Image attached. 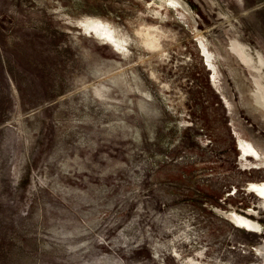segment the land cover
Masks as SVG:
<instances>
[{"label":"rangeland","instance_id":"1","mask_svg":"<svg viewBox=\"0 0 264 264\" xmlns=\"http://www.w3.org/2000/svg\"><path fill=\"white\" fill-rule=\"evenodd\" d=\"M240 148L264 0H0V264H264Z\"/></svg>","mask_w":264,"mask_h":264},{"label":"bare ground","instance_id":"2","mask_svg":"<svg viewBox=\"0 0 264 264\" xmlns=\"http://www.w3.org/2000/svg\"><path fill=\"white\" fill-rule=\"evenodd\" d=\"M164 6L165 7H170L167 4H164ZM195 31H197V30H195ZM197 34H199V33H197ZM199 41H200V45H201L203 54L206 56L207 64L214 71V73H216L218 67H217L216 63L212 60L214 58V53L211 52L210 48L207 46V44L204 42V40H202V37L199 38ZM247 57L251 58V61L254 64L256 63L255 66L257 67V69H261V67L259 65V61H254L252 59V57L249 56V55H247ZM216 76L217 75H213L214 79H216ZM240 151L242 153L241 157H242L243 160H246L249 157H256L257 160L254 162L255 165L257 164V165H262L263 166L264 160L262 158H259V155H258L257 152H254V151H246L245 149H241V148H240ZM260 190L262 191V193H264V190H262V189H260Z\"/></svg>","mask_w":264,"mask_h":264}]
</instances>
